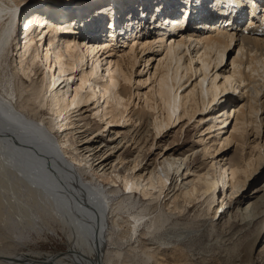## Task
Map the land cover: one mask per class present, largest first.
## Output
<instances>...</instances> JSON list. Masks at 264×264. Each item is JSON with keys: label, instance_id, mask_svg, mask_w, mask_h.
<instances>
[{"label": "bare ground", "instance_id": "bare-ground-1", "mask_svg": "<svg viewBox=\"0 0 264 264\" xmlns=\"http://www.w3.org/2000/svg\"><path fill=\"white\" fill-rule=\"evenodd\" d=\"M245 1H187L185 12L195 11L199 15L200 25L193 32L189 33L185 28V18L162 19L157 23L165 29H161L160 34L152 39L134 34L128 50L118 51L114 43L111 45L113 38L84 39L74 35L78 30L72 29L65 9L57 4L53 5L51 17L38 10L23 20L21 35L24 36L17 46L15 57L18 56V62L13 67V78L18 79L20 89L27 95L20 105H16L9 99L10 93L6 97L0 94V229L13 228L20 234L36 232L45 222L58 220L68 249L58 257L56 252L10 254L0 250V264H106L107 245L119 246L122 239L142 245V236L157 230L169 235L172 242L183 244L187 241V245L203 242L199 236L209 237V232L193 239L196 231L188 224L180 226L175 222L170 226L168 222L173 216L171 213L182 215L185 205L196 200H202L206 206L199 215H206L216 194H221L223 199L214 217L226 205L229 209L235 207L234 218H237L239 230L253 225L258 214L264 215V182L245 205L238 200L232 201L244 181L264 163V137L263 142L259 141V129L264 124V11L250 10L245 27L238 26L237 21L243 19L239 13L243 12ZM259 1L264 3V0ZM29 2L0 0V61L5 65L14 17L19 7ZM170 5L167 3L166 7ZM181 8L184 10L185 7ZM204 10L205 16L202 14ZM214 12L228 14L221 16L214 15ZM165 13L159 17H168L169 13L166 10ZM243 13L246 17L245 11ZM33 21L37 31L42 24L47 25L42 34V30L36 31L37 35L33 33ZM138 26L139 23L132 24L133 28H139L135 33L141 30ZM167 31L178 32V37ZM149 51L158 57L152 77L149 75L155 88L143 94L144 108L152 113L142 106L131 108L129 101L133 92L128 87L130 81L135 80L131 79V69L139 60L137 54H143L141 61L148 65L153 57L144 53ZM214 53L217 54L215 57ZM224 53L226 61L229 60L228 66H231L228 70L227 63L221 64ZM214 68L216 70L210 75ZM19 74L29 84L25 85ZM192 76L199 77V82L193 84L190 81ZM219 76L222 81L217 80ZM74 79L78 81L75 84L71 83ZM231 89L234 94L238 92L241 99L239 104L230 107L229 112L224 111L225 118L218 122L226 123L228 119V124L232 122L231 130L219 138L220 148L234 144V152L229 158L224 156L225 159L215 160L219 156L214 153L212 164L206 171H201L200 166L192 165L193 151L186 155L188 152L181 153L172 148L141 166L149 147L164 141L172 128H178L179 133L186 121L193 117L198 119L197 122L208 116L211 118L213 114L209 113L202 117L194 115L205 113L210 104L216 105ZM91 103L93 116L106 124L105 129L109 133H115L109 135L111 143L90 144V140L97 136L83 135L86 129L80 123L83 121L90 125L91 121L85 114L86 106ZM43 110L50 115L46 122L42 118ZM134 124L136 128L132 132L137 131L130 136L131 129L126 128ZM56 125L58 128L70 126L67 128L69 132L63 130L60 141L53 135ZM149 126H152L155 136H152ZM111 127L119 129L112 130ZM105 129L102 132L107 131ZM253 132L255 136L251 140ZM127 134L130 136L127 140L134 143L135 156L127 158L119 153L115 159L117 162L109 164L110 156L121 149L120 141L126 139ZM209 148L204 146L203 156L206 152L212 154ZM244 148L249 151L243 152ZM85 167L89 180L83 178ZM183 171L185 174L181 176ZM188 171L196 174V178L184 183ZM181 177L180 184H175ZM103 182L110 184L108 189ZM171 193V201L166 202L165 197ZM117 194L120 195L113 206L111 197ZM144 201H148L147 204ZM158 204L161 210L155 213ZM165 207L170 209L169 213L165 212ZM148 217L149 222L144 224L143 220ZM213 220L215 218L207 225L204 223L210 231L217 226ZM123 223L125 229L121 226ZM142 225H145L146 232ZM205 239L211 247V238ZM218 246L224 247L222 244ZM186 247L179 248L176 254L163 256L162 262L157 261V264H192L186 260L190 258V248ZM121 249L114 250L118 259ZM147 252L143 253L146 257L143 262L146 263L156 256V253ZM107 264H111L109 259ZM131 264H139V261L133 260Z\"/></svg>", "mask_w": 264, "mask_h": 264}, {"label": "rangeland", "instance_id": "rangeland-1", "mask_svg": "<svg viewBox=\"0 0 264 264\" xmlns=\"http://www.w3.org/2000/svg\"><path fill=\"white\" fill-rule=\"evenodd\" d=\"M29 1L30 2L24 5L22 9L21 7H19L17 14L14 17V21L12 25L13 31L11 32L9 40H8L9 48L5 56L6 65L5 63L0 61V94L6 97L10 93L8 97L10 100H13V102H15L16 105H20L24 101L23 99L25 98V96L27 95V93H25L24 91L20 89V86H19L20 82L18 81V79L13 78V72H14L13 67L17 64L16 62H18L17 60L18 56L15 57V54L18 51L17 46L20 45L19 44L20 39L22 38V36H24V35H21L19 28L21 29V24L23 20L28 15L30 16L32 12L40 10L45 15L51 17L53 15V5L54 6L55 4L60 5L62 8L65 9L66 14L68 15L67 18L69 19L68 21L72 24V25L70 24L72 26V29L73 30L75 29L76 31L78 30L77 32L78 34L77 33L75 34L72 33V34L80 35V37L84 39H91L94 37L97 38L100 36L105 39H109V37L113 38L114 40H111V45H113L114 43L115 48H116L115 50L118 51L122 49L128 50L129 45L132 44L131 40L135 37L134 34L136 35L141 34L139 37L146 36V37H149L150 39H152L154 35L156 36L157 34H160L161 32L160 30L162 28H159L158 26L160 25H157V23L161 22L162 19L165 20L167 18L170 19V17H174V18L178 17L182 20V18L184 17H182L181 12L179 11V10H183V8L181 7H185L184 11H186L188 9V6H186V2L187 1L196 2L197 0H29ZM48 1L50 2L53 1V2L51 4ZM210 1L211 0H207V3H209ZM257 2L260 3L261 7L264 8V3H262L261 1H257ZM167 3L171 5L166 7ZM165 10L169 13L168 17L166 15V18H160L159 15L161 16V14H166ZM157 12L159 13V15L156 17ZM203 15L205 16L207 15V13L205 12V14L203 13ZM239 15L240 16L242 15L241 19L244 18L243 22H245L246 17L244 16V13L243 12L239 13ZM194 16L195 14L190 13L187 16V18L185 17L187 22L184 25H185V28L187 27L186 29L189 33L193 32V30H195V27H196L195 25L199 24L198 23L199 19L197 18L199 15H197V17L195 16L196 20L198 19V21H193ZM239 21L241 20L239 19ZM19 22H21V24L19 25V28H18ZM134 23H139L138 27H140L141 30L138 33H135V31H137L139 28L135 29L132 27V24ZM237 24L240 27H245L247 22L245 24H239L237 21ZM201 26L202 28H204L203 25ZM207 26L210 27V25H207ZM31 27H32L31 30H33V33L35 32V35H37V32L39 33L41 30L42 32L40 34H42L44 31V28H46L47 25L42 24L40 26L42 29L40 28L38 29L39 31H37L34 26V21H33V23H31ZM177 33H175L176 36L175 34H172L171 36L178 37ZM47 34H49V32L46 33V36ZM36 38L38 39L39 36H37ZM47 39H48V36H47ZM126 43L128 44V46ZM159 52L160 51H158V53ZM232 52H234L235 54L234 50ZM144 54L150 55L152 54V51H149L148 53H144ZM162 54L163 53H161V55ZM142 55L143 54H137V60L138 59L139 60L137 61V63L135 62L134 64L135 66H133L132 67L133 69H131L132 70L131 79H135V80H131L130 81L131 85L129 84V86L127 84L131 92H133V95H131V98L129 101L130 102L129 105L131 106V108H138V107L141 108L142 106L145 111H149L152 113L153 111H150V109L148 108L146 109V107L144 108V101H143L144 95L143 94L144 93L148 94L152 90V88H155V83L153 81L151 82L153 78L151 79L150 77H152L151 74L153 73L158 57L155 56L156 54H152L153 58L149 59L148 65H146V64H143V62L141 61L142 58H140V56ZM216 55L217 54L214 53V57ZM186 56L189 57L188 55ZM226 57H227L226 53H224L222 56L221 64L224 65L225 63H227L226 70H228L231 66H228L229 60L226 61ZM215 70L216 69L214 68V70L211 72L210 75H212ZM19 76L23 79V81H25V85L26 83L29 84V81H27L21 74H19ZM220 77L221 76L217 77V80L220 79L222 81V78ZM138 79L140 80V82L138 81ZM147 79L148 81L146 82ZM190 81H192L193 84L195 83V81H197L198 83L199 77L192 76ZM77 82L78 81L75 82V79H74L72 80L71 83L75 84ZM18 89L20 91H17ZM232 92H234L232 91V89L229 90V93L225 95L224 98H222L221 101H219L216 105L215 103L214 105L210 104L207 111H205V113L203 112L201 115H198L199 113H197L194 115L195 117L197 116L202 117L204 114H205L204 116H206L207 113H209V114H213L211 118L209 116L206 118L204 117L205 119L202 118V121L197 122L198 119L193 117L192 119H190V121H186L185 126L183 125L184 127H181V131L179 133H177L178 128H175V129L172 128L170 133L166 134L164 141H162L158 145L153 144L154 146L152 145L151 147L148 148V150H146L145 152L146 157L143 163L141 164V166H143L146 162L148 163L150 161L152 162L153 159H155L157 156L162 155V152H164V150H169L172 148H175L181 153L188 152L186 153V155L192 154V151H193L192 155L195 158H193L192 165L194 167L200 166L201 171H206L208 168V165L212 164L213 162L212 158L214 156V153H215V156H219L215 160L222 159V158L223 159L229 158L234 152V148H235L234 144L232 146V143H231L226 147L224 146L220 148L221 144L219 143V140L223 137L222 136L223 134L231 130L230 125L232 124V122L228 124L229 119L228 121H226V123L218 124V122L220 120L222 121L225 118V115H223L224 111L228 110L229 112L231 110L230 107H233L234 105L239 104L241 97H238L239 96L238 92H236L235 94ZM139 94H140V97L142 95L143 96L140 98L138 96ZM94 104L96 105V101L94 102ZM29 106L26 109H29ZM92 106H93V103L86 106L87 108H86V114H85L87 115V119L89 117V120L91 121L90 125H87L83 121L79 120V123L81 121L80 123L81 127L82 128L84 127L83 129H86V133L83 135L85 136L88 135V137H90V135L97 136L95 140L93 139L92 141L90 140L91 142L90 144L111 143L109 139L110 137L109 135L112 136V135H115V133L114 134L109 133L110 131H108V129H105L106 124L102 123L101 121H98V119L93 116L92 112H94V110H91ZM219 110H221V112ZM42 112L45 113L42 116V118H45L44 120L46 122L50 115L48 113L46 114L45 110H43ZM220 115L222 116L218 117ZM185 120H186V117L184 119V123H185ZM151 121H152V118H150V122ZM129 122L130 121H127L128 124ZM138 124L139 122H137V125ZM142 124L143 122L141 121V125ZM213 125H215V127ZM56 126H55V129L53 130V135L57 137V139L60 141L61 139L59 136L63 135L62 132L65 129H66L65 130L66 132H69L70 130L67 128H69L70 126L69 127L65 126L64 128L63 126L61 128H58V126L57 127ZM220 126L221 128L218 129V127ZM248 127L249 129L251 128V126H248ZM97 128H99V130H97ZM135 128L136 127L134 124L131 126L129 125L126 129H131V132H132L133 130H135ZM149 128H150V131H152V126H149ZM102 129H105L107 131L102 132ZM111 129L117 130L119 129V127H111ZM96 131L98 132L96 133ZM136 131L132 132L130 136H133ZM153 131L151 132L152 136H155ZM250 133L252 132L250 131ZM128 136L129 134H127L126 139L125 138L121 139L120 145H119L121 149H119V151L115 153L113 156H110L109 161H108L109 164L117 162V160L115 159L117 158L119 153L124 154L127 158H132L135 156L136 152L134 149V143L132 140L131 141L127 140L130 138V136L129 137ZM220 136L222 137L220 138ZM253 136H255L254 132H253V135L251 136V140H253ZM262 137H264V124L259 129V138H260L259 141L263 139ZM164 144H170V145L167 147H162V145ZM205 145L210 147L209 151L212 154H207L206 152L205 153L206 155L204 156L202 155L205 150L204 149ZM125 149L127 151H124ZM216 149H219V151L216 152ZM244 151L248 152L249 149L244 148L243 152ZM263 166H264V163L262 165L260 164L258 166V169L254 172V174H252L253 176L244 181V185L235 194L236 197L235 198L233 197L234 199L232 201L238 200L241 202L242 205H245V203L249 201L250 198H252L255 195L254 193L255 190L259 188L261 185H263V182H264ZM193 169H197V168H193ZM184 174H185L184 171L181 172V176H183ZM195 176L196 174L188 171L186 172V175H185L186 179H184L183 182L189 183V180L196 178ZM89 177L90 176H89L88 170L85 167L83 171V178H86L87 180H89L90 179ZM182 178L183 177L179 178L178 181L176 180L175 184L179 185ZM102 184L105 185L104 186L105 189H108L110 186V184H107L105 182H103ZM226 189L227 187L225 188V191ZM172 194L173 193H171L168 197H165L164 200L166 202L171 201V199L169 200V198H171ZM118 195L120 194H117L116 196L111 197L113 199L112 201L113 206L115 205L114 203L118 200L117 199ZM135 196L138 199L137 193L135 194ZM222 199L223 198L221 194H219V196L218 194H216L214 196V201H213L211 210L208 213H206V215H204V213L202 215H199L201 212H203L206 209L205 204H202V200H196L191 204H186L185 205L186 210L182 213V215L178 216V214L176 213L175 214L171 213L173 214V216L168 222L170 226H172V224L176 222L180 226H184L185 224H188L187 226L196 232L197 230H199V233H196V232L194 233L195 236L193 237V239L195 237H198L199 234L201 233H204V236H205L206 233L209 232V235H210L209 237L211 238V242H210L211 247H208L207 245L208 239H205V238H209L208 235L205 238L201 235L199 236L200 238L202 237L201 239L204 240L203 242L197 241L198 243L195 242L193 245H187L188 244L187 241H185L183 244H181L180 242L169 241V235L164 234L163 231L159 232L157 230L158 232L156 231L153 234L143 235L142 245L140 244L138 245L137 242H135L134 240L126 242L127 241L126 239H122L120 241V245H122L123 247L120 245L119 246L116 245L117 247L115 245H110V244L107 245L108 253L105 256L106 259L104 261L106 262V264H107L108 259L110 260L111 264H118V263L131 264V261L133 260L139 261V264L140 263L141 264H157V261L162 262V259L164 258L163 256L171 255L174 253L176 254L179 248L187 249L186 246H188L190 248V249L188 248L190 250L188 251V254L190 255V258H189L190 261L187 258L186 260L192 264H264V215L262 213L258 214V216L260 217L257 216L258 219L254 221L253 225H251L246 230H243V228L239 230V225H237V218H234L235 207L229 209L226 205L222 207V210L221 211L219 210L216 213L217 214L216 217H214V212L216 209L217 210L219 209ZM147 202L148 201H144V204H147ZM159 210H161V208H159V204H158V206L154 209V212L158 213ZM164 210L165 212H168V213L170 212V209H167V207H165ZM152 214L153 212L150 213V216H152ZM218 216H220V219L217 220L216 218H218ZM212 218L213 219L215 218V220H213V223H216L217 226L213 228L214 230L210 231V227H206L204 223L207 225L208 221H210ZM143 222L144 224L148 223L149 217L148 219L143 220ZM203 225L205 226V229ZM121 226L122 228L125 229L124 223L121 224ZM141 229L142 227H140V230ZM143 230L146 232L145 225L143 226ZM221 230L222 232H220ZM219 237H221L222 239H220ZM219 244L224 245V247L222 248L218 246ZM116 248H120V249L123 248L121 249L122 254L120 256V259H118L114 254V250H116ZM65 249L67 250L68 246L66 245L65 237L62 234L61 225L58 220L57 221L55 220L51 223L45 222V224L42 225L41 228L37 229L36 232L25 231V233L20 234L17 229H13V228L11 229L1 228L0 229V250H4L6 253L18 254V253H27V252L32 251V252L52 254V253H55L56 251L66 252ZM140 249L144 252L145 251L147 252L149 250V254H151V252L153 254L156 253V256H155L156 260H154L155 259L154 257V259L150 260L148 263L143 262L144 260H146V257L143 256L144 252H141Z\"/></svg>", "mask_w": 264, "mask_h": 264}, {"label": "water", "instance_id": "water-1", "mask_svg": "<svg viewBox=\"0 0 264 264\" xmlns=\"http://www.w3.org/2000/svg\"><path fill=\"white\" fill-rule=\"evenodd\" d=\"M66 250V249H65ZM64 251H56L55 255L58 257L63 254Z\"/></svg>", "mask_w": 264, "mask_h": 264}]
</instances>
